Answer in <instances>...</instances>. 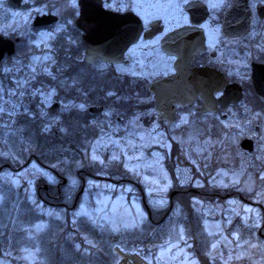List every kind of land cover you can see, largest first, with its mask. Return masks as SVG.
Here are the masks:
<instances>
[{
	"label": "rangeland",
	"instance_id": "obj_1",
	"mask_svg": "<svg viewBox=\"0 0 264 264\" xmlns=\"http://www.w3.org/2000/svg\"><path fill=\"white\" fill-rule=\"evenodd\" d=\"M34 1H39L37 10L42 12L50 5L54 6L58 9L55 13L58 16L67 7H76L78 2L49 0L48 5L43 0ZM117 2L118 0H113V5ZM145 2L147 0H139L141 7L139 13L147 21L154 14L149 11L150 8ZM24 21H28V14H17L9 20L8 30ZM61 28L62 26H58L49 34L40 37L38 42L41 47L48 48ZM132 58L133 65L126 69V74L133 76L132 85L141 84L138 91L135 90L125 96L119 95L116 91L107 93L110 97V103L105 106L107 109L91 121L100 128V138L93 145L92 161L108 167L110 171H114L113 167L121 166L126 176L135 179L144 189L145 196L153 207H165L170 202L172 189L178 190L177 186H188L191 189L217 188L225 193L235 189L249 197L246 193H252L256 187L253 182L256 171H259L257 177L264 181V127L260 131L263 144L258 146L252 155L239 149V135H231L230 139L224 141V136L206 133L196 119L189 121L186 127L188 113L180 116L178 127L165 129L157 119L154 108L144 107L151 105L152 101L147 92L148 87L165 70L162 58L153 57L152 60L151 57ZM61 60L65 66L67 62ZM57 65L59 58L49 52L40 57L27 59L15 57L10 63L3 65L2 76L0 75V131L4 138L16 132V117L30 113L29 108H36L37 116L46 123V131L49 132L57 128L61 131L66 130L61 122L71 108L88 110L93 105L83 99L75 101L70 98L66 90L76 86L78 81L60 78L54 69ZM95 68L97 70L105 68L106 71L110 69L105 65ZM8 80L11 84L7 82ZM122 87L126 88L124 84ZM123 101L132 103L136 108L128 120L121 123L115 117H122L123 114L117 106ZM36 102L40 103V107H37ZM54 102L60 103L61 112L50 116L47 111ZM113 116L114 118H111ZM258 119V114L251 113L246 122L253 123ZM239 123L243 125L245 122ZM173 143L179 145L177 150L184 153L185 161L181 159L170 161ZM212 166H217L219 170L212 172ZM171 167L175 169L177 183L172 176ZM22 168L24 169L21 170ZM22 168L18 173H12L8 169L1 170L0 203L8 198L17 209L23 201L29 200L34 207L36 206L38 212L48 218L66 220L65 210L46 207L36 197L35 182L39 177L47 176L50 181L55 179L47 174L45 169H40L35 164ZM70 184L76 185V178L71 179ZM89 185L92 190L96 187L99 194H95L94 200L90 199L92 196H85L78 208L70 212L73 222L83 218L93 226L114 234L140 230L147 224L148 213L141 200L136 196H129L131 193L133 195L140 193V189L128 185L118 188L105 182ZM261 186L262 189L256 191L254 199L251 198L255 205L239 199L205 201L193 198L196 210L203 216L205 230L212 238L210 255L213 259H220L223 264H264V240L258 239L259 229L264 228V183ZM208 191L206 193H209ZM111 192L115 195H111ZM13 223L12 228L16 229L15 217ZM47 225V221L36 222L25 232L29 237H35L40 235ZM1 231L4 232L6 229L2 228ZM171 235L172 238L167 244L156 252L149 254L143 251L131 252L118 245L114 247L113 252L117 254L118 249H121L123 254L138 252L150 264H200L191 252V244L185 229L175 225L171 229ZM117 255L119 257L117 263L121 261L120 264H124V256L121 258V255ZM10 257L16 258L22 264H42L37 249L24 248L17 255L7 253L6 258L0 260V264H10ZM139 262L145 264L141 260Z\"/></svg>",
	"mask_w": 264,
	"mask_h": 264
},
{
	"label": "flooded vegetation",
	"instance_id": "obj_2",
	"mask_svg": "<svg viewBox=\"0 0 264 264\" xmlns=\"http://www.w3.org/2000/svg\"><path fill=\"white\" fill-rule=\"evenodd\" d=\"M43 1L48 5L50 4L49 0ZM79 1L76 7L69 6L58 16L55 14L58 9L52 5L46 11L37 10L40 5L39 1L21 0V2L14 3L12 0H1L0 36L14 43L15 52L12 55L5 54L0 71L4 64L10 63L15 57L24 59L40 57L47 52L58 57L61 68L59 65L54 67L57 74L66 68L67 80L76 79L78 81L76 86L66 90L70 98L75 101L83 99L89 104H91L90 101L93 97L98 100L88 110H80L76 107L69 110L71 115L74 110L79 113L80 118L75 119L78 121L74 120L73 123L81 125L83 133L87 134V131L91 129L92 119L100 115L91 113L90 109L96 106H104L103 104L108 98L103 86L97 92L95 87L88 85V76H90L91 70H94L99 77H104L108 72H112L119 80L121 90L123 84L126 86L122 90L124 95L121 94L125 96L139 89V83L135 86L132 85L133 76L126 74V69L133 65L132 57H151L150 60L153 57H160L165 70L153 80L147 92L152 98L149 108H154L157 119L165 129L172 126L178 127L180 116L188 113L186 127L189 121L196 119L199 121V125L204 127L206 133L224 136V141L230 139L231 135H239L238 146L244 153L254 154V152L250 153L242 148V143L246 140L253 142L254 151L263 144L260 131L264 127V0H147L145 5L154 14L147 21L139 13L141 10L139 0H118L115 5H113V0H102V10L125 16L124 24L128 33H131L135 28L138 29L134 18V15H137L142 21L141 32L138 41L129 46L124 54L118 56L124 57L120 63L109 64L97 61L91 65L85 62L88 50L85 41L86 34L76 26L82 10ZM19 13H27L28 21L8 30L9 20ZM50 16L56 17L58 20L53 21ZM58 26H62V28L56 33L52 43L48 48H42L38 42L40 37L49 34ZM143 45L146 46L142 47ZM8 46L10 45L8 44ZM61 59L67 62L65 66L61 63ZM254 64L261 67L259 73V92L261 94L256 92L254 86ZM99 65H105L110 69L109 71H106L105 68L97 70L95 67ZM198 70H203L208 75L211 93L207 91L204 95L199 94L192 103L184 106L177 103L173 104L175 114L173 123L167 119L162 120V117L167 114L166 112L158 113L155 96L151 92L152 84L159 79H170L172 80L170 82H174V79ZM80 75L84 76V83L80 80ZM127 85L131 87L128 88ZM166 89L168 91L173 89L176 92L174 86L166 87ZM238 93L239 95L241 93L242 99L235 102ZM102 100L104 103H101ZM174 100L175 98L171 97L169 102ZM206 100L209 102L208 107L211 110L201 112L200 110L204 107ZM55 103L58 102L53 104ZM36 104L37 107H40L39 102ZM51 106L47 111L48 115H50ZM133 106L132 104L126 109L117 106L123 115L122 117H115V119L121 123L128 120L135 109ZM28 110L31 117H34L33 114L37 115V112H33L32 108ZM60 112L61 109L50 116ZM251 113L258 114L259 119L256 122H246ZM240 121L245 123L242 125L239 123ZM97 128L100 130L99 126ZM55 130L56 133H59L57 132L58 129ZM85 134L83 136H86ZM99 138L100 135L93 140L91 147L84 151L85 158L89 162L87 169L76 173L73 169L69 170L68 177L58 174L53 169L44 168L36 158H30L29 161L23 163L22 166L24 167L35 164L40 169H45L47 174L55 179V181H50L47 176L44 178L41 176L37 179L35 188L38 201L48 207L62 206L69 210L71 207L81 204L85 196H92L90 199L94 200L95 194H99L96 187H93L94 190L91 189L90 183L105 182L113 187L120 188L128 185L140 189V193H136V195L131 193L129 196H136L137 199H140L142 205L148 207L147 211L150 215V202L145 196L144 189L135 179L122 177L118 172L113 173L108 167L97 165L92 161L93 145ZM178 147L177 143H173L171 162L172 160L181 159L185 161L186 159L180 148L179 152H175ZM256 162L259 163L257 160ZM22 166L11 167L4 164L0 168L3 167L12 173H18L24 169ZM20 168L22 169L20 170ZM216 170L219 168L212 166V172ZM258 173L259 171H256L253 178L256 185L255 190L252 193H246L249 197L244 196L242 191L235 189L229 193L224 191L206 193L203 191L205 187H200L197 190L189 187L188 190L195 195H201L204 199L206 196H213L216 201L239 199L255 205L251 198L254 199L256 191L262 189L261 184L264 183L257 177ZM74 178H76V185H71L70 181ZM178 190L180 193L184 192L179 188ZM111 195H115V193L111 192ZM172 199L170 198L169 203H172ZM8 202V198H6L4 202L0 203V206L4 207ZM27 202L31 205L32 210L37 213L36 206L34 207L29 200ZM263 230L262 227L258 232L261 240H264ZM5 233L6 231L0 233V237L2 238ZM28 238L33 237L28 236Z\"/></svg>",
	"mask_w": 264,
	"mask_h": 264
},
{
	"label": "trees",
	"instance_id": "obj_3",
	"mask_svg": "<svg viewBox=\"0 0 264 264\" xmlns=\"http://www.w3.org/2000/svg\"><path fill=\"white\" fill-rule=\"evenodd\" d=\"M58 76L67 79L66 68L59 72ZM88 78V85L95 87L97 92L103 86L106 96L111 91L122 94L119 81L112 72L99 77L94 70H91ZM80 80L84 83L83 75H80ZM7 82L11 84L10 80ZM97 101V98L93 97L90 102L93 104ZM101 103H104L103 100ZM109 103L110 98L108 97L103 105L107 106ZM131 105L124 101L118 104L119 107L125 109ZM149 106L144 105L145 108ZM133 108L136 107L133 106ZM32 109L36 111L34 107ZM71 113L72 115L69 111L63 116L61 124L66 130L58 134L56 130L47 132L46 123L37 115L34 117L29 114L17 116L16 132L4 138L0 131L2 151L0 165L6 163L11 167H19L22 162L36 158L44 168L53 169L64 176H67L68 171L72 169L75 173L87 169L89 162L85 158L84 151L91 147L93 140L100 135V131L96 125L91 124V129L87 131L89 135L83 133L82 126L72 121V119L80 118L79 113L75 110ZM84 134L86 136H83ZM175 152L179 151L175 150ZM112 170H114L111 171L113 173L118 172L122 177H127L121 166L113 167ZM170 170L177 183L175 169L171 167ZM177 188L184 192L176 195L172 203L165 207H150L148 222L142 229L118 234L101 230L83 218L73 222L70 212L76 210L79 205L65 210L66 220H62L36 213L28 202L22 203L16 209L11 205L10 200L11 203H6L4 207L0 206V233H2V228L6 229L5 234L8 233L5 237H0V260L5 259L7 253L17 255L25 247H29V249L38 250L42 264H116L119 257L113 252L115 246H121L126 251H143L146 254L156 252L172 238L171 229L178 225L185 229L191 244V252L200 264H223L220 259H213L210 255L212 238L206 232L203 216L196 210L193 202V198H204L201 195L190 193L187 186H177ZM207 190L213 193L222 191L209 187L203 191L207 192ZM204 200L215 201L213 196H206ZM54 208L64 210L62 206H54ZM14 217L17 222L16 229L12 228ZM40 221L48 222L45 230L33 239L28 238L25 232L27 226ZM258 239L261 240L259 234ZM10 259V264H22L16 258L10 257Z\"/></svg>",
	"mask_w": 264,
	"mask_h": 264
},
{
	"label": "water",
	"instance_id": "obj_4",
	"mask_svg": "<svg viewBox=\"0 0 264 264\" xmlns=\"http://www.w3.org/2000/svg\"><path fill=\"white\" fill-rule=\"evenodd\" d=\"M14 3L21 2V0H12ZM30 6V4H27ZM79 6L81 7V17L76 23V26L85 32V41L88 45L87 56L85 62L88 65L94 64L97 61L110 64L120 63L124 57H118L125 53L127 48L136 43L140 37L142 21L134 15L135 22L138 25V29L135 28L131 33L124 24L125 16L119 14L104 11L101 9L102 0H80ZM97 9H96V8ZM100 8V9H99ZM53 21L58 20L56 17L50 16ZM8 44L10 46H8ZM14 43L3 36H0V65L6 53L9 55L14 54ZM261 67L257 64L253 65V80L255 90L259 92V73ZM170 79L156 80L151 86V92L155 96L156 109L159 114L166 112V116L162 117V120H168L173 123L175 114L173 110V104L186 105L192 103L199 94H205L209 90L210 79L206 72L198 70L194 72H188L181 77L174 79V82H170ZM174 86L176 92L171 89L168 91L166 87ZM174 97L173 102H169V99ZM242 99V95L238 93L235 102ZM170 103V104H169ZM209 102L206 100L204 107L200 110L206 112L211 110ZM60 110V104L55 103L51 106L49 114L53 115ZM104 110L103 106H96L90 109L91 113H101ZM60 129L57 130L59 132ZM253 142L244 141L242 148L249 150L253 153ZM197 192V191H196ZM178 192L175 191L171 194L173 198Z\"/></svg>",
	"mask_w": 264,
	"mask_h": 264
},
{
	"label": "built area",
	"instance_id": "obj_5",
	"mask_svg": "<svg viewBox=\"0 0 264 264\" xmlns=\"http://www.w3.org/2000/svg\"><path fill=\"white\" fill-rule=\"evenodd\" d=\"M125 263L124 264H129V261L126 262V259L124 260ZM143 263H145L144 261H142ZM132 264H140L139 259H136L135 261H131ZM146 264V263H145Z\"/></svg>",
	"mask_w": 264,
	"mask_h": 264
},
{
	"label": "bare ground",
	"instance_id": "obj_6",
	"mask_svg": "<svg viewBox=\"0 0 264 264\" xmlns=\"http://www.w3.org/2000/svg\"><path fill=\"white\" fill-rule=\"evenodd\" d=\"M129 261V264L131 263V261H135V258H132L131 256H128L126 258V262Z\"/></svg>",
	"mask_w": 264,
	"mask_h": 264
}]
</instances>
